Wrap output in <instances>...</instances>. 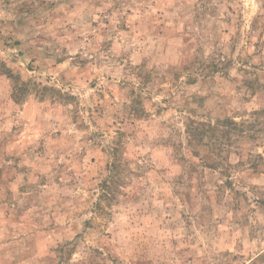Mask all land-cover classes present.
<instances>
[{"label":"rangeland","instance_id":"1","mask_svg":"<svg viewBox=\"0 0 264 264\" xmlns=\"http://www.w3.org/2000/svg\"><path fill=\"white\" fill-rule=\"evenodd\" d=\"M0 264H264V0H0Z\"/></svg>","mask_w":264,"mask_h":264}]
</instances>
